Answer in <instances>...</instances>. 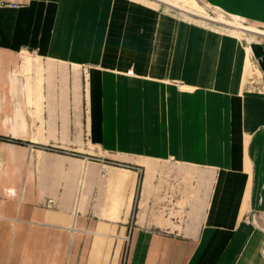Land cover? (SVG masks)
Masks as SVG:
<instances>
[{"label": "crops", "instance_id": "1", "mask_svg": "<svg viewBox=\"0 0 264 264\" xmlns=\"http://www.w3.org/2000/svg\"><path fill=\"white\" fill-rule=\"evenodd\" d=\"M211 1L264 23V0ZM158 17L135 0H0V46L35 49L68 94L87 73L112 145L144 168L138 207L125 167L86 160L66 186L0 174V264H264V92L242 82L234 30Z\"/></svg>", "mask_w": 264, "mask_h": 264}, {"label": "rangeland", "instance_id": "2", "mask_svg": "<svg viewBox=\"0 0 264 264\" xmlns=\"http://www.w3.org/2000/svg\"><path fill=\"white\" fill-rule=\"evenodd\" d=\"M135 2L160 19L181 17L205 28L234 30L239 34L234 36L246 52L242 82L248 90L264 92V34L238 29L240 25L236 21L263 31L264 23L239 18L211 0L181 2L216 19L228 20L231 26L189 15L162 0ZM46 65L35 49L17 51L0 46V157L6 158L5 163H0V174L19 173L29 178L27 175L32 173L30 177L40 181L41 174L49 170L54 173L52 179L63 181L66 186L70 181H77L86 160L125 167L139 173L138 207L144 173L141 155L116 150L112 145L117 144L114 127L101 116L97 102L89 94L87 73H84L81 92L68 94L61 84L51 82L55 79L48 76ZM15 158L21 159V163L16 164Z\"/></svg>", "mask_w": 264, "mask_h": 264}]
</instances>
